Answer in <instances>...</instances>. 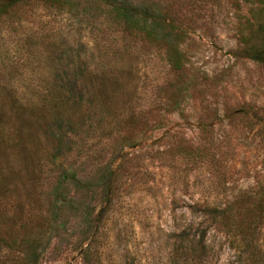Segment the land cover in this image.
I'll use <instances>...</instances> for the list:
<instances>
[{"label": "rangeland", "instance_id": "obj_1", "mask_svg": "<svg viewBox=\"0 0 264 264\" xmlns=\"http://www.w3.org/2000/svg\"><path fill=\"white\" fill-rule=\"evenodd\" d=\"M68 3L31 1L0 35V263L234 264L215 209L264 194V66L240 56L244 1ZM129 5L158 40L122 32L111 11ZM66 80L57 109L30 90Z\"/></svg>", "mask_w": 264, "mask_h": 264}, {"label": "trees", "instance_id": "obj_2", "mask_svg": "<svg viewBox=\"0 0 264 264\" xmlns=\"http://www.w3.org/2000/svg\"><path fill=\"white\" fill-rule=\"evenodd\" d=\"M35 0H0V35L5 32L7 28L10 27L16 19L19 10L25 7L29 2ZM54 2L57 9H66L69 4V0H50ZM245 7H247L246 14L244 15V21L242 22V33L241 42L242 58L254 61L262 66H264V0H243ZM99 2L107 7L108 3L106 0H99ZM115 18H117V24L123 27L122 32L131 34H143L147 39L158 40V31L153 28L154 23H150L146 18L135 19V9L133 6L129 5L127 7L120 6L115 11ZM19 21V20H18ZM167 26L171 30L178 29L174 24L169 23ZM179 30V29H178ZM16 31V29H15ZM170 31L171 33H173ZM174 52L178 53L176 49ZM8 53L4 50H0V64L9 63ZM172 64L175 67H179L180 61L177 55L172 52ZM6 62V63H5ZM1 72V71H0ZM1 76V74H0ZM3 80L5 81L6 76H12L10 73L3 74ZM10 79V78H9ZM0 78V90H5L3 83ZM69 81H60L56 83V91L51 89L40 90L31 87V91L34 95L43 98L48 103L56 100V109L63 104H71L73 99V90L68 88ZM10 95V94H9ZM12 96V95H11ZM9 96V97H11ZM72 98V99H71ZM13 105L11 106V112H17L18 107L21 108V103L17 95L13 94L11 98ZM83 101L81 104H84ZM80 103L78 105H81ZM6 105L3 104V96L0 94V147H4L9 143L6 135L3 133L5 118L7 117ZM18 143H16L17 145ZM62 184L56 188L59 193L62 192ZM264 191V185H263ZM262 191V192H263ZM60 195L57 196L56 201L62 206L63 201L59 199ZM252 197L248 199H243L242 197L236 198V200L227 203L224 207L220 209H215L214 217L216 222H218V227L221 229L222 233L225 234L230 243L232 244V249L236 254V261L234 264H264V254L261 253V243L259 239L256 238V233L260 232L264 228V194L261 197H257L251 200ZM60 206V207H61ZM3 227L0 222V256L6 252L5 248L9 252H12V245L8 244V240L4 238ZM257 251V252H256ZM260 251V252H259ZM4 264V263H0Z\"/></svg>", "mask_w": 264, "mask_h": 264}]
</instances>
